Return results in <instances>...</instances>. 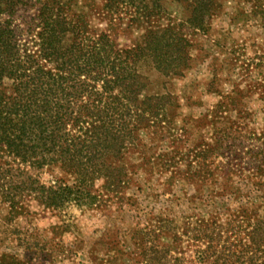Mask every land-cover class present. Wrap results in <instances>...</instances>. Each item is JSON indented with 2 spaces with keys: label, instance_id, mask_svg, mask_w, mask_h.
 I'll return each instance as SVG.
<instances>
[{
  "label": "trees",
  "instance_id": "1",
  "mask_svg": "<svg viewBox=\"0 0 264 264\" xmlns=\"http://www.w3.org/2000/svg\"><path fill=\"white\" fill-rule=\"evenodd\" d=\"M173 1L0 0V198L9 214H24L27 197L52 210L73 201L90 207L96 180L122 181L124 150L170 97L154 86L165 89L168 79L190 67L188 33L206 29L220 7V0H175L190 12L176 21L167 15ZM79 5L99 14L106 27H92ZM139 29L142 34L131 39ZM241 67L249 71V64ZM231 99L224 95L215 108L220 119L235 104ZM220 129L234 154L228 170L248 171L252 179L239 180L247 199L224 224L206 219L199 225L205 242L196 260L264 264V141L235 142L227 128ZM42 171L54 176L49 184ZM163 221L171 223L169 216ZM13 233L31 256H43L49 240L43 230ZM143 238H135L134 251L148 264L183 262L173 259L169 246H149Z\"/></svg>",
  "mask_w": 264,
  "mask_h": 264
},
{
  "label": "rangeland",
  "instance_id": "2",
  "mask_svg": "<svg viewBox=\"0 0 264 264\" xmlns=\"http://www.w3.org/2000/svg\"><path fill=\"white\" fill-rule=\"evenodd\" d=\"M79 6L92 27H106L99 14ZM166 7L168 17L176 21L190 16L183 3L174 0ZM262 9L264 0H220L207 28L191 29L190 67L168 79L165 89L154 86L170 93L163 99L166 107L141 127L136 142L124 150L122 181L93 183L97 196L92 206L73 201L52 210L27 197L24 214L16 215L8 213L0 198V264H148L144 255L134 251L135 238L142 234L149 246H169L173 259H183L181 264H207L196 260L205 242L199 225L206 219L224 224L247 199L239 180L252 179L248 171L228 170L234 154L226 149L220 128H227L235 142L256 146L264 141ZM141 34L135 30L131 39ZM120 42L131 40L121 37ZM246 64L249 71L241 67ZM229 93L235 104L220 119L214 110ZM39 175L47 184L54 179L47 171ZM262 208L255 207L260 212ZM165 216L171 223L163 221ZM27 229L45 232L48 255L41 249L43 256L37 259L14 239L13 230Z\"/></svg>",
  "mask_w": 264,
  "mask_h": 264
}]
</instances>
